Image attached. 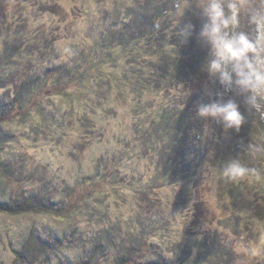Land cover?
Wrapping results in <instances>:
<instances>
[{
	"label": "rangeland",
	"instance_id": "rangeland-1",
	"mask_svg": "<svg viewBox=\"0 0 264 264\" xmlns=\"http://www.w3.org/2000/svg\"><path fill=\"white\" fill-rule=\"evenodd\" d=\"M243 3L241 30L251 33L255 0ZM156 17L167 34L158 45L177 37L176 52L203 77L165 86L141 63H157L159 50L137 60L123 49L108 48L107 55L113 24L137 30ZM205 22L197 0H0V114L23 111L0 124V205L38 201L51 209L1 210L0 264H123L145 255L141 237L151 242L143 264H264V220L257 215L264 179L251 174L232 196L220 178L235 169L221 167L225 159L256 166L260 144L238 148L237 131L200 118L194 128L178 126L179 116L166 112L181 108L178 92L199 96L196 113L221 90L205 70L212 59L200 37ZM189 24L187 38L176 32ZM57 72L68 82L61 94ZM129 72L135 88L127 89ZM159 83L170 91H159ZM176 141L180 157L171 161L164 143ZM106 169H115L112 183L97 176Z\"/></svg>",
	"mask_w": 264,
	"mask_h": 264
},
{
	"label": "trees",
	"instance_id": "trees-1",
	"mask_svg": "<svg viewBox=\"0 0 264 264\" xmlns=\"http://www.w3.org/2000/svg\"><path fill=\"white\" fill-rule=\"evenodd\" d=\"M255 8L254 11L258 10L261 8L262 5H264V0H255ZM157 20H161V22L158 23L156 28H154V24L156 25ZM151 23H145V24H140L139 29L135 30L132 27V24L130 23H125L122 26H117L115 24L114 27L111 26L110 30L106 32V37L108 38V43H107V48L106 52L107 55H110V52L107 51L108 48L112 49H123L128 53L129 57L133 60H137L138 57L145 56L146 54L152 53L154 49H157L160 51L161 57L156 61L149 63L151 59H143L141 63L143 64H149L147 65L149 70H147L150 74H153L154 76L157 75V77L160 79L163 84L167 85H178V83H185V84H190L193 82L196 78H201L203 77L201 70L198 68L192 67L190 64H187L185 56H181V53H177L175 47L178 45L177 37H171L170 41L171 44H167L166 46H161L158 45L157 41L158 39L166 38L167 34L164 30L163 27V21L162 19L159 18H151L149 20ZM115 28V29H114ZM184 29H178L176 30L177 33H182ZM117 34L115 39H112L113 35ZM139 38V39H138ZM125 39V40H124ZM138 39V40H137ZM143 39H146V42H143ZM154 42L155 44L151 46V43ZM187 43H191V41H188ZM99 46V44H98ZM190 46L189 45V52L187 55H189V60H191L192 54L190 53ZM138 54V55H137ZM110 60L113 59V56L109 57ZM137 58V59H135ZM207 58V55L205 52H203L202 55H200L199 59L201 61L205 60ZM86 60V59H85ZM88 60V59H87ZM82 58L79 61V68L78 70L81 69L80 67L82 66ZM85 62V61H84ZM86 64V62H85ZM154 65V66H151ZM152 68H151V67ZM70 72V71H69ZM79 73V72H78ZM130 73V72H129ZM126 73L125 75V80L129 82L127 89L133 84H130L131 79L128 76H132L134 72ZM141 75V76H140ZM152 76V75H150ZM134 81H141V78L144 77V72L140 73L139 75L136 73L134 76ZM95 80L99 81L100 83L102 82L103 78L101 74L97 75L94 77ZM118 79V78H117ZM119 80V79H118ZM121 80V79H120ZM64 78L61 79L60 75L57 72V94L64 93L66 91L68 82L64 81ZM153 81L146 82L147 85L151 84ZM44 85V84H43ZM145 83L143 84V86ZM66 86V87H65ZM160 83L158 85H155L157 89L163 90L165 92H169L170 89L164 87H159ZM42 87V86H41ZM126 88L123 90V92H127ZM133 88H135L133 86ZM142 92L143 90L140 89ZM38 94V91H36ZM135 92V90L131 88V94ZM149 95L151 94L149 91H147ZM191 93L190 91L183 90L181 93L178 92V94L181 97H177L178 101L181 100V108L176 109V108H168L166 109V112L170 115H173L172 113H175L179 118L177 119L176 124L178 123V126H190L191 128H194L196 126V122L200 121V119L196 116V113L193 111V105L196 104L199 101V96L195 95H189ZM76 95V94H75ZM142 95V94H141ZM187 95V96H185ZM174 96V95H173ZM184 97V98H183ZM182 98V99H181ZM75 96H72V101H74ZM240 107H241V112L245 116V123L241 126L240 130L237 131L238 136L240 137V143L237 144L238 148H243L248 147L249 145H252L254 142H258L260 144L261 149L257 151V157L259 158L256 162V166L250 167L249 164H246L245 161L243 163H235L231 162V160L225 159L224 162L220 165L221 167L224 168H229L233 167L235 168L234 170H226V172L223 175H220L221 181L225 182L230 190V193L232 196H237L240 194L246 179L249 178L251 174H256L260 176V178L264 179V119H261L260 113L264 111V101L261 102V108L260 110H255V109H249L247 105H245L242 102V99L240 100ZM173 106V105H172ZM14 108V107H13ZM148 110V109H147ZM171 111V112H170ZM22 110L20 108H15L13 111L8 109L7 111L4 112V114H0V124H6L10 118L13 117H18L22 114ZM165 112V111H164ZM179 114V115H178ZM58 122V121H57ZM151 125H154V120L151 122ZM186 131V129H185ZM192 131V130H191ZM243 140V141H242ZM252 141V143H251ZM242 143V144H241ZM164 148L163 152L165 155L169 156L171 158V161L174 159L177 160L178 156L180 157V154L177 153L180 149L178 146V141H176L174 144L172 143L171 145L168 144V147L166 146V142L164 143ZM174 145V146H173ZM243 150V149H242ZM175 154L177 156H174V158L171 156V154ZM115 170V169H113ZM111 169H106V171H101L97 174L98 178L102 179L103 181L106 180L112 183L113 181L116 180V173ZM105 178V179H104ZM158 180H156V183ZM96 184V183H95ZM97 187V186H96ZM92 189V188H91ZM95 189V188H94ZM89 189H86L85 194L90 193ZM93 191V190H92ZM1 204V203H0ZM2 211H9L11 213H26V212H47L50 211L51 209L49 207H46L44 205V202H35L34 203H23L22 205L18 204H8L7 206H2L0 205V212ZM257 215L261 220H264V211L262 212H257ZM144 224V222H142ZM145 231V229H142V232ZM141 243L140 246L146 252L145 255H141L138 257V259H133L131 256L124 257L121 259L123 261V264H143L144 258L147 257L148 255V249H151V242H149L147 239L141 237ZM125 261V262H124ZM134 262V263H132ZM87 263V262H86Z\"/></svg>",
	"mask_w": 264,
	"mask_h": 264
},
{
	"label": "clouds",
	"instance_id": "clouds-1",
	"mask_svg": "<svg viewBox=\"0 0 264 264\" xmlns=\"http://www.w3.org/2000/svg\"><path fill=\"white\" fill-rule=\"evenodd\" d=\"M197 7L206 17L200 37L211 46L212 59L205 70L221 90L198 104L196 115L225 131H239L245 116L233 97L255 110L264 101V5L247 15L251 33L241 30L243 0H197ZM192 28L186 25L182 36H190Z\"/></svg>",
	"mask_w": 264,
	"mask_h": 264
}]
</instances>
